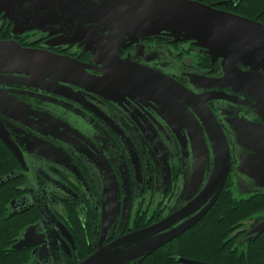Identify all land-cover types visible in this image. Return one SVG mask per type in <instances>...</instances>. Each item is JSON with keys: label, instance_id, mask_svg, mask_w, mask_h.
Wrapping results in <instances>:
<instances>
[{"label": "flooded vegetation", "instance_id": "flooded-vegetation-1", "mask_svg": "<svg viewBox=\"0 0 264 264\" xmlns=\"http://www.w3.org/2000/svg\"><path fill=\"white\" fill-rule=\"evenodd\" d=\"M77 22L58 0H0V42L15 41L24 48L77 59L94 80L105 82L62 83L57 93L0 84V133L22 159L0 139L16 162L2 170L0 185L9 183V215L30 220L20 239L29 229L26 264H79L101 246L157 225L187 207L195 212L173 228L195 218L210 202L201 194L214 169L207 135L210 120L204 110L207 99L231 150L222 192L233 191L240 198L264 194L238 172L239 158L246 151L237 144L233 129L239 121H264L250 97L218 87L224 76L221 59L213 60L191 41L159 36L139 44L126 42L116 52L117 64L111 63L105 52L96 56L86 49L90 48L86 42H92L86 39L90 33L78 34ZM111 66L117 67L113 71ZM121 67L134 75L151 71L155 76L150 80L160 84L168 77L190 94L170 93L166 86L168 92L160 97L125 90L113 76ZM209 85L213 87L203 88ZM220 196L180 236L127 264H236V258L242 264L253 242L264 235L249 233L264 215L241 222L227 236L211 238L207 234L215 224L212 218Z\"/></svg>", "mask_w": 264, "mask_h": 264}, {"label": "water", "instance_id": "water-1", "mask_svg": "<svg viewBox=\"0 0 264 264\" xmlns=\"http://www.w3.org/2000/svg\"><path fill=\"white\" fill-rule=\"evenodd\" d=\"M58 6L70 8L74 13L78 21V34L90 33L86 39L92 42H86L90 47L86 49L96 56L105 52L111 63H116V52L126 42L139 44L159 36L169 37L176 42H193L213 60L221 59L224 76L218 81V87H230L250 97L254 103L251 104L252 108L264 121V24L196 0H58ZM93 45L97 48H91ZM241 65L248 71H243ZM116 67L111 66L113 71ZM86 69V65L71 57L24 48L15 41L0 42V84H20L56 93L62 83L102 86L104 79L94 80ZM116 70L118 73H113V76L119 78L118 86L125 90L147 91L160 97L166 93V86L170 93L178 94L179 90H183L181 93L190 94L168 77L164 84L150 80L155 75L148 70L143 69L135 75L130 69L121 67ZM207 100L204 110L210 120L207 135L213 150L214 169L201 199L205 202L210 200L209 204L189 222L173 228L195 212H189L187 207L157 225L109 246H101L79 264H127L141 260L180 236L214 205L230 172L231 150L225 132L206 106ZM1 126L0 121V129ZM233 129L237 144L246 151L239 158L238 172L248 177L258 190L264 191V123L239 121L233 124ZM0 139L22 161L4 134L0 133ZM205 152L204 148L202 159L206 156ZM29 231L13 248L23 250L30 246L27 240ZM249 233L257 236L264 233V220L256 223Z\"/></svg>", "mask_w": 264, "mask_h": 264}, {"label": "trees", "instance_id": "trees-1", "mask_svg": "<svg viewBox=\"0 0 264 264\" xmlns=\"http://www.w3.org/2000/svg\"><path fill=\"white\" fill-rule=\"evenodd\" d=\"M196 1L264 24V0ZM9 164L14 166L15 159L0 143V177L4 176L2 170ZM8 187L9 183L0 185V264H26L29 254L24 249L17 250L13 246L20 241L30 220L20 215H9ZM261 215H264V194L240 198L235 196L233 191H223L217 203L216 216L212 218L215 224L210 227L211 232L207 235L211 238H222L224 235L227 236L230 230L237 229L241 222ZM261 237L260 241L253 242L251 254L248 259L241 260L242 264H264V235ZM221 256L223 257V254ZM235 261L236 264L240 262L238 258Z\"/></svg>", "mask_w": 264, "mask_h": 264}]
</instances>
